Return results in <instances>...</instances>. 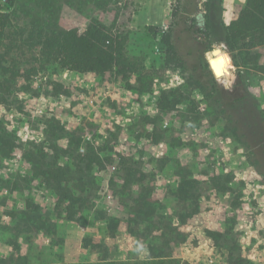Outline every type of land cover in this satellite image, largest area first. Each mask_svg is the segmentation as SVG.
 <instances>
[{
	"label": "rangeland",
	"instance_id": "1",
	"mask_svg": "<svg viewBox=\"0 0 264 264\" xmlns=\"http://www.w3.org/2000/svg\"><path fill=\"white\" fill-rule=\"evenodd\" d=\"M66 2L61 4L70 10ZM245 2L119 0L118 27L129 37L127 56L137 63L128 78L115 72L64 70L61 76L68 92L54 93L50 81L56 80V74L41 72L25 85L18 81L5 89L6 101H0V138L10 144L0 153V257L16 255L14 243L18 242L21 254L34 264L96 262L106 254L119 262L146 260L154 254L153 247L162 246V230L154 231L147 222L136 223L132 218L137 212L133 201L150 190L159 198L158 214L170 217L172 226L186 236L174 251L178 250L182 262L232 264L229 250L207 233L213 229L236 240L234 258L243 255L247 260L243 264H264V136L261 140L248 132L245 137L240 130L242 140L249 143L240 142L221 105L196 84L201 74L186 67L196 55L187 53L184 25L174 32L180 60L168 62L161 40L170 29L174 9L180 3L189 7L196 3L191 23L207 31L206 36L197 34L199 40L211 48L221 45L228 53L231 76L217 80L226 90H234L238 70L224 35ZM5 4L0 0V11ZM210 55V50L205 52L207 60ZM140 78L147 88L142 89ZM248 79L264 109V74L253 72ZM162 91L175 92L179 103L161 109ZM88 148L100 155L101 162L92 169L87 160L80 161V153ZM41 164L42 168L69 167L75 190L80 189L77 179L84 174L93 208L83 211L77 221L66 219L57 208L55 189L38 173ZM128 167L140 170L144 179L126 185ZM184 175L200 180L202 197L199 211L182 223L178 215L185 211L173 192ZM27 199L39 204L50 230H18ZM103 214L120 220L114 236ZM129 221L134 222L138 236L128 231ZM163 221L162 228L170 220ZM86 237L105 245L85 247Z\"/></svg>",
	"mask_w": 264,
	"mask_h": 264
},
{
	"label": "trees",
	"instance_id": "2",
	"mask_svg": "<svg viewBox=\"0 0 264 264\" xmlns=\"http://www.w3.org/2000/svg\"><path fill=\"white\" fill-rule=\"evenodd\" d=\"M5 1L6 4L0 11V101H6L5 89H9L11 84L22 81L25 85L34 75L41 72L56 74V80L50 81L54 93H67V86L61 76L64 70L91 72L98 75L115 72L123 78H128V73L135 71L137 63L131 61L126 54L129 37L118 27L119 0H66L70 10L64 9V5L61 4V2L65 3V0ZM196 9V3L191 7L180 3L174 9L170 29L163 32L161 37L166 47L168 62L182 58L179 47L174 41V32L184 25L182 31L187 34V53L190 56L196 55L195 61L186 64V67L199 70L201 74L196 84L221 105L222 111L228 118L229 128L234 131L240 142L249 143L242 140L240 130L245 137L251 132L263 140L264 109L251 91L248 78L253 72L264 74V60H262L264 0H246L245 5L225 27L224 42L231 54V62L238 70L237 81L234 90L231 91L226 90L218 82L209 67L205 52L211 50V46L208 42L199 40L197 36L198 33L206 36L207 31L191 23L194 17L190 14ZM74 10L77 15L73 19ZM70 17L73 20L66 22ZM183 66L185 67V64ZM139 80L142 89L147 88L143 80L141 78ZM178 103L179 98L175 92H161L158 100L161 109H172ZM9 144L7 138H0V153L5 150L4 145ZM80 155V161L87 160L88 169H92L95 163L101 162L99 153L94 149L88 148ZM42 166V164L37 166L38 173L55 189L58 195L57 208L63 212L66 219L77 221L83 211L93 208L84 174H80L77 179L80 189L75 190L70 183L72 175L69 167L52 165L42 168ZM125 169L127 173L124 175V183L128 186L145 177V174L138 169L131 167ZM200 183V180L192 175H184L173 192L185 211L178 215L182 223L200 209L202 197ZM158 201L159 198L150 190L133 201L137 212L132 221L147 222L154 227V231L162 230L160 237V240H163H161L162 246L153 247L155 251L152 256L146 260L119 262L106 254L96 262L77 264H188L178 258V250L174 252L182 242H185L186 236L181 235L178 228L172 226L170 217L158 214ZM40 210L39 204L27 199L25 209L19 214L18 230L33 228L41 231L50 230L48 221ZM103 218L106 220L110 235L114 236L120 227V220L104 214ZM166 218H169V224L162 228L161 225L165 223L163 220ZM134 222H127V228L131 234L138 236L139 231L132 224ZM174 231H177L176 236L173 234ZM207 233L218 246L229 250L230 259L234 260L232 264H243L247 261L243 255L234 258L238 244L225 231L209 229ZM104 245L100 239L84 238L85 247L96 249ZM14 247L16 255L0 257V264H34L21 254V245L18 242L14 243Z\"/></svg>",
	"mask_w": 264,
	"mask_h": 264
},
{
	"label": "water",
	"instance_id": "3",
	"mask_svg": "<svg viewBox=\"0 0 264 264\" xmlns=\"http://www.w3.org/2000/svg\"><path fill=\"white\" fill-rule=\"evenodd\" d=\"M197 17H200L197 16ZM211 56L208 57L209 67L216 79L228 75L231 76V70L228 68L230 57L221 45H214L210 50Z\"/></svg>",
	"mask_w": 264,
	"mask_h": 264
},
{
	"label": "bare ground",
	"instance_id": "4",
	"mask_svg": "<svg viewBox=\"0 0 264 264\" xmlns=\"http://www.w3.org/2000/svg\"><path fill=\"white\" fill-rule=\"evenodd\" d=\"M210 56H211V55H210ZM222 78H224V79H225V78H229V76H228V75H225V76L221 77V79H222Z\"/></svg>",
	"mask_w": 264,
	"mask_h": 264
}]
</instances>
